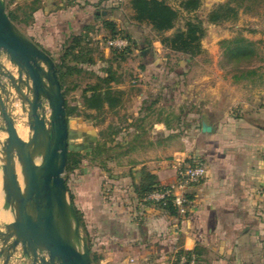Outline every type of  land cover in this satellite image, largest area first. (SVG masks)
Segmentation results:
<instances>
[{"label": "crops", "instance_id": "crops-1", "mask_svg": "<svg viewBox=\"0 0 264 264\" xmlns=\"http://www.w3.org/2000/svg\"><path fill=\"white\" fill-rule=\"evenodd\" d=\"M97 1L11 0V6L19 7L16 20L25 23L23 19L30 17L25 34L51 47L87 24H95L94 35L105 30L94 19ZM100 10L103 16L104 10ZM105 18L115 21L111 16ZM253 18L259 22L258 15ZM248 25L259 29L254 38L246 37L237 44L230 32L225 42L231 47H254L253 55L209 54V70L193 72L195 77L190 78L192 73L186 69L181 86L173 84L171 77L162 93L149 84L151 66L160 64L171 70L158 54L137 67L143 80L140 91L135 92L139 117L152 106H170L181 112L182 119L175 126H184L185 120L186 124L176 137L180 146L174 157L206 166L204 178L186 192V213L169 214L137 194L143 167L157 175L159 184L175 178L176 163L156 166L150 161V149L143 155L134 154L141 161L130 167V176L110 178L105 164L83 162L64 177L68 197L81 215L86 235L97 240V264H173L178 251L189 249L198 254L200 264H264V24ZM242 34L248 36L249 32ZM232 57L256 64L235 70L228 67V62H235ZM181 65L177 61L172 68ZM164 120L153 123L159 133L166 128ZM203 123L211 127L210 132L201 130ZM69 131L79 137H68L74 140L68 142V150L69 145L80 144L79 152L89 151L98 138L89 125L82 126L80 132ZM21 259L18 250L9 264H25Z\"/></svg>", "mask_w": 264, "mask_h": 264}, {"label": "rangeland", "instance_id": "rangeland-1", "mask_svg": "<svg viewBox=\"0 0 264 264\" xmlns=\"http://www.w3.org/2000/svg\"><path fill=\"white\" fill-rule=\"evenodd\" d=\"M4 1L6 12L7 10L18 11L19 7L11 6V0ZM130 1L110 0V8L104 9L103 17L101 16L98 19L101 23L102 18L106 16L113 17L116 25L115 38L124 40L126 42L125 46L117 49L110 47L107 44V40L110 39L109 37L112 34L108 30H103L97 35L91 34L89 48L84 40L79 43L82 49L87 47L89 56L95 62L99 64H108L109 62L114 79L110 83H105L101 81V78L106 76L105 72L94 74L87 71L71 70L63 76L61 86L67 105L78 104L70 118H68L70 121L69 128L77 129V132H80L79 130L82 126L89 125L92 133L97 134L98 137L95 140L94 136L95 141L89 151L80 152L82 157L80 165L83 162L88 165L97 163L98 166L99 163H103L108 167L109 177L114 179L119 178L121 175L130 176V167L134 163L141 161L136 159L134 154L140 153V155H143L147 149H150L153 154V158L150 160L152 161L151 163H155L156 166L160 167V165L166 163H176L175 151L180 146V143H176V137L185 130L186 120L184 121V126H180V123L175 126V123L177 121L180 122L182 119V113L175 112V109L170 106H152L145 110L143 117H139L138 108L140 105L136 101L135 92L140 91V84L143 83V80L140 79L141 77L137 71L138 65L147 61L149 56L158 54V58H161L170 69H173L172 67L177 61H181L187 71L192 73L190 77L192 78V76L195 77L193 72L198 74L209 70V54L253 55L255 53L254 47L247 45L241 48L231 47L225 40H229L230 32H232V39L237 44L240 43V40L246 39V37H248L247 39L254 38L255 32L259 30L254 24L256 25L259 22L264 24V0H198L199 5L197 8L190 11L183 8V2L186 0H162L177 11V18L171 29L159 32L150 23L135 20ZM112 10L116 14H112ZM241 13L244 14L242 17ZM17 14L16 19L19 17V14ZM255 15L259 16V22L253 18ZM248 16L252 17V19H247ZM240 17L243 18L242 22ZM29 20L30 17L27 15L23 19L25 23L21 22L20 19L15 20L14 23L17 27L23 29L25 34L28 32L25 27ZM189 20L199 23L203 28L200 38V51L195 55L173 51L163 43V38L172 36L178 30H185L186 22ZM248 24H253L254 27H247L246 25ZM247 30L249 32L248 36L243 35L242 32ZM51 49L54 50L55 48L51 46ZM76 49H79V47ZM262 50L264 51V47ZM79 55L81 59L84 58L81 53ZM232 60H235V62H228V67H232L235 70H239L240 66L245 67L256 64L249 60V62H239L234 57H232ZM0 62L3 63L5 68L15 74L16 79L18 78L16 67L10 63L5 53H0ZM65 64L73 65L74 61L71 57H67ZM219 65L220 67L224 66L222 61ZM262 66V64H259V67ZM126 68H129V71L126 72ZM22 77L25 78L24 74H22ZM137 79L140 80L135 81ZM0 82L5 87H9L8 78L0 77ZM90 86L99 89L108 87L115 96H119V102L113 107L107 106L99 110L88 108L81 103V97L83 92L88 90ZM117 86H123L124 89L119 91ZM11 94L13 98L8 101L12 109L11 115L14 121L22 122L28 132L26 112L22 107V101L18 98L13 88H11ZM1 95L3 96L2 92ZM162 119H165L166 128L163 129L162 133H159L160 131L154 129L153 123ZM184 119H186V116H184ZM3 125L4 123L0 116V126ZM5 136L6 134L0 130V140H4ZM68 142L74 143V140L69 139ZM142 146H145V148ZM139 147L140 150H138ZM66 176L67 172L64 171L63 177ZM68 199L70 200L69 197ZM0 217H3V215ZM3 220H0L1 228H3L4 222H7ZM80 231L85 237L84 227L81 225ZM90 256L92 257L91 254ZM21 261L25 262V264L29 262L25 259H21ZM92 262L97 264L96 256L93 257Z\"/></svg>", "mask_w": 264, "mask_h": 264}, {"label": "water", "instance_id": "water-1", "mask_svg": "<svg viewBox=\"0 0 264 264\" xmlns=\"http://www.w3.org/2000/svg\"><path fill=\"white\" fill-rule=\"evenodd\" d=\"M1 52L20 74L16 79L0 62V77L9 80L8 88L0 82L4 123L0 130L6 134L0 140V210L11 216L0 227L1 264H9L18 250L29 264H93L63 177L70 121L55 63L9 18L4 0H0ZM11 88L26 112V141L17 134L11 115ZM201 130L210 132L211 127L203 123Z\"/></svg>", "mask_w": 264, "mask_h": 264}, {"label": "trees", "instance_id": "trees-1", "mask_svg": "<svg viewBox=\"0 0 264 264\" xmlns=\"http://www.w3.org/2000/svg\"><path fill=\"white\" fill-rule=\"evenodd\" d=\"M87 4H90V2H87ZM130 4L134 11L135 20L146 21L150 23L156 31H166L174 26V22L177 18V11L164 1L131 0ZM96 5L97 10L94 14V19L98 20L102 16V12L100 9L104 10L110 8V0H98ZM198 5V0H186L183 2V8L188 11L197 8ZM114 12L112 14H116V12ZM7 15L13 22H15L16 14L14 10L13 12L7 10ZM101 24L105 28V30H108L110 34H112L109 38H115V22L107 18H102ZM93 33L95 34V24L84 25L81 31L71 33L66 39H64V41L59 42V44H57L56 46H53V48H55L54 50H52L51 47H49L48 45L39 43L36 37H29V39L52 58L57 69V74L61 86L63 76L65 74H68L71 70L87 71L94 74H99V72H105L106 76L101 78V81L105 83H110L114 78L112 76V70L110 69L109 62L107 61L108 64H99L95 62L94 59L91 58V56H89V50L87 49V47H90V34ZM202 33L203 28L201 27V25L199 23H195L189 20L186 22L185 30H178L172 36L163 38V43L173 51L195 55L200 51V38L202 36ZM82 40H84L87 45L85 49H82V47L79 46V43H81ZM77 47H79V49H76ZM79 53L84 55V58L81 59ZM67 57L72 58V60L74 61L73 65L65 64V60ZM142 69H144V66L142 67ZM149 70L153 74L152 80H148L149 84L153 87H158V89L161 90V93L162 90L166 89L169 86L167 81H170L168 80L170 79V77L173 78V84L178 83L177 85L181 86L183 83L182 80H184L183 77L186 73L185 65H181L171 70H166L164 66L159 64L151 66ZM175 77H177V80ZM118 102L119 96H115L108 87H102L101 89H99L94 86H90L88 90L83 92L81 97V103H83V105L96 110L103 108L105 103L108 107H113L117 105ZM77 106L78 104L68 106L65 100V111L67 119L70 118ZM76 134L77 133L74 131H69L68 137H79V135ZM80 147V144H74L71 146L69 145L67 163L64 170L65 172L69 173L75 168L79 167L82 158L81 153L79 152ZM141 175V181L139 183L138 188H136V192L139 196H143L146 193L156 189L159 185L158 177L155 173H151L145 170L143 167L141 168ZM65 184L67 187L66 179ZM186 198L189 199L188 194H186ZM74 209L78 216L80 225L84 227L80 213L78 212V210H76L75 207ZM163 209L169 214H175L178 212L170 202H168ZM85 240L87 241L90 254L92 255L91 258L93 259L94 251H96L95 245L97 244V240H90L87 235H85Z\"/></svg>", "mask_w": 264, "mask_h": 264}, {"label": "built area", "instance_id": "built-area-1", "mask_svg": "<svg viewBox=\"0 0 264 264\" xmlns=\"http://www.w3.org/2000/svg\"><path fill=\"white\" fill-rule=\"evenodd\" d=\"M107 44L113 49H117L125 46L126 42L115 38L107 40ZM205 174L206 166L203 163L176 160L174 180L166 184H159L156 189L141 198L162 208L170 202L179 213L184 214L189 202L186 198L188 188L200 182ZM173 264H200V258L193 249L180 250L176 253Z\"/></svg>", "mask_w": 264, "mask_h": 264}, {"label": "bare ground", "instance_id": "bare-ground-1", "mask_svg": "<svg viewBox=\"0 0 264 264\" xmlns=\"http://www.w3.org/2000/svg\"><path fill=\"white\" fill-rule=\"evenodd\" d=\"M20 113V112H19ZM17 113V114H19ZM20 120V119H19ZM17 120L14 121L15 123V128L17 131V134L23 139V140H27L28 138V132L26 130V128L24 127V125L22 124V122H16ZM26 126V125H25ZM28 129V128H27ZM19 166V165H18ZM17 166V174L19 177V181H21V174H20V168ZM3 172V168H2V161L0 160V206H1V202H2V198H1V180H2V173ZM3 215V217L5 218V221H9L11 220V216L9 214H6L4 212H2L0 210V216ZM2 219V218H1ZM4 221V220H3Z\"/></svg>", "mask_w": 264, "mask_h": 264}, {"label": "flooded vegetation", "instance_id": "flooded-vegetation-1", "mask_svg": "<svg viewBox=\"0 0 264 264\" xmlns=\"http://www.w3.org/2000/svg\"><path fill=\"white\" fill-rule=\"evenodd\" d=\"M14 74V73H13ZM15 75V74H14ZM20 76V74L18 73V71H17V77H19Z\"/></svg>", "mask_w": 264, "mask_h": 264}]
</instances>
